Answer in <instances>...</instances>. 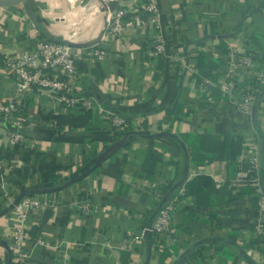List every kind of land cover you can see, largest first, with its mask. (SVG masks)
<instances>
[{
	"label": "crops",
	"instance_id": "0c3cea01",
	"mask_svg": "<svg viewBox=\"0 0 264 264\" xmlns=\"http://www.w3.org/2000/svg\"><path fill=\"white\" fill-rule=\"evenodd\" d=\"M137 1L0 7V104L17 94L4 57L22 54L38 37L70 45L78 84L95 100L65 111L22 92L24 142L0 119V264H16L8 241L23 191L57 200L27 212L26 264H264L252 187L247 177L236 181L256 155L264 193V97L246 113L235 98L249 80L226 78L230 94L221 86L241 52L258 62L253 74L264 69V0H154L161 30L146 24L104 36L107 13ZM156 34L165 43L160 54ZM112 109L133 119L131 131L112 124ZM226 134L241 144L237 170L218 157ZM213 145L217 159L191 154ZM199 177L209 184L190 187ZM161 195L181 206L174 232L157 241L145 229ZM85 202L93 206L87 215L78 210ZM129 242L133 249L124 248Z\"/></svg>",
	"mask_w": 264,
	"mask_h": 264
},
{
	"label": "built area",
	"instance_id": "2783aa9c",
	"mask_svg": "<svg viewBox=\"0 0 264 264\" xmlns=\"http://www.w3.org/2000/svg\"><path fill=\"white\" fill-rule=\"evenodd\" d=\"M159 8L154 0H139L127 7H121L112 13H107L104 36L111 35L120 37L127 30L142 28L150 24L159 28ZM154 51L158 54L165 52V43L159 34L155 36ZM94 57L103 59V55L95 50ZM181 59V55L179 56ZM178 58V59H179ZM177 59V58H176ZM4 69L10 73L17 83V94L13 99L0 104V119L2 123L15 128L11 133L14 141L24 142L23 124L20 120L22 105V92H36L51 100L65 111L80 110L91 107L95 100L89 96L78 84L77 57L73 54L70 45L64 42L51 41L36 38L33 46L19 55H7L3 60ZM259 69V64L250 54L241 52L232 56L227 66L226 75L221 81L222 88L230 94L231 85L226 84L225 79L237 81L249 80L239 96L235 98L238 108L243 112H251L264 97V69L256 74L252 71ZM111 122L114 126L127 129L128 126L123 118L110 113ZM249 166L245 172H239L236 181L247 177V183L254 189L257 198V224L256 234L264 236V193L260 189L258 179L259 162L256 155L249 158ZM3 164L0 160V181L3 180ZM184 192L182 188L180 194ZM165 197L164 195H161ZM57 200L54 196L45 198L25 196L14 207V216L18 222L13 228L8 246L12 252L16 264H26L25 243L28 241V213L32 209H38L47 205L55 207ZM181 205L176 198H166L154 216L151 224L145 231L152 234L155 240H162L174 232V215ZM92 205L82 203L78 210L83 214H90ZM38 240V239H37ZM132 241V240H131ZM130 241V242H131ZM38 243L41 241H37ZM124 245L126 249H133L132 243Z\"/></svg>",
	"mask_w": 264,
	"mask_h": 264
},
{
	"label": "trees",
	"instance_id": "16d2710c",
	"mask_svg": "<svg viewBox=\"0 0 264 264\" xmlns=\"http://www.w3.org/2000/svg\"><path fill=\"white\" fill-rule=\"evenodd\" d=\"M111 113L114 114V115H116V116H118V117H120V118H123V120L126 122V124L128 126L129 131L132 130L131 127H132V120L133 119L128 114L123 113V112H120V111H117L115 109H112L111 110ZM196 137H199V136H196ZM219 140H220L219 141L220 142V153L218 154V157L225 158L226 161L228 162V164L230 166L233 165L234 168L236 169L237 163L235 161V157H236V154L241 149V144L240 143L237 144V142L234 140V138L231 137L230 135H227V134L224 135V136H222ZM213 146L212 147L205 148V149H202L201 151H197V152L191 151V154L194 155L195 153H197L199 155L200 154L210 155L211 157L208 158L209 161L214 160V159H217L218 157L216 155V145L214 147ZM237 169H238V166H237ZM204 184H207L208 185L209 184V180L207 178L199 177L198 179H196L189 186L190 187L191 186H198V185L204 186ZM252 189H251V193H253V196H254V194H255L254 193V189L253 190ZM254 199H255L256 204H257V198L255 196H254Z\"/></svg>",
	"mask_w": 264,
	"mask_h": 264
},
{
	"label": "water",
	"instance_id": "95a60500",
	"mask_svg": "<svg viewBox=\"0 0 264 264\" xmlns=\"http://www.w3.org/2000/svg\"><path fill=\"white\" fill-rule=\"evenodd\" d=\"M25 0H0V7H9V6H16V5H19V4H22L24 3ZM50 40V39H49ZM51 41H54V40H51ZM11 130H15V128L13 127H10ZM21 132L23 133V130H21ZM27 194V192H22L18 197L17 199L15 200L14 202V205H17L20 200L25 197V195ZM166 198H168L167 196H165V198L163 199L162 203L158 206V208L156 209L155 213H154V216L157 214L160 206L165 202ZM153 216V218H154Z\"/></svg>",
	"mask_w": 264,
	"mask_h": 264
}]
</instances>
